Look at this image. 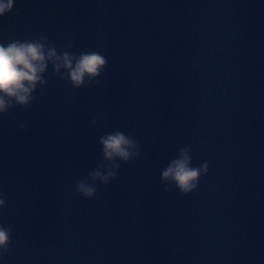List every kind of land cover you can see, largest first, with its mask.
Instances as JSON below:
<instances>
[{"label":"water","instance_id":"95a60500","mask_svg":"<svg viewBox=\"0 0 264 264\" xmlns=\"http://www.w3.org/2000/svg\"><path fill=\"white\" fill-rule=\"evenodd\" d=\"M41 36L106 64L74 88L49 63L0 114L2 264H264V0H15L0 16V42ZM115 131L137 144L127 161L104 158ZM181 149L207 165L187 194L160 175Z\"/></svg>","mask_w":264,"mask_h":264},{"label":"clouds","instance_id":"9594fccd","mask_svg":"<svg viewBox=\"0 0 264 264\" xmlns=\"http://www.w3.org/2000/svg\"><path fill=\"white\" fill-rule=\"evenodd\" d=\"M14 3L15 0H0V16L10 12ZM46 41L47 38L41 36L35 40L0 42V114L5 113L13 101L23 106L32 100L31 93L37 84H45L43 73L49 63L53 71L60 72L62 78L66 74L74 88L82 86L85 77L91 80L98 76L106 64V59L98 51L81 52L78 56L67 51L58 53L56 47ZM61 69L65 71L61 72ZM100 143L104 158L109 161H127L136 154V142L120 131L101 136ZM206 168V164L199 168L191 167L187 151L181 149L179 155L161 170L160 175L163 181L170 180L181 193L187 194L196 188L199 175ZM90 175L92 179L100 178L107 183L116 175L115 166L106 172L98 168ZM77 190L85 197L95 193L94 187L84 181L78 183ZM4 205L5 200L0 196V209ZM10 231L9 227L0 224V257L9 251Z\"/></svg>","mask_w":264,"mask_h":264}]
</instances>
